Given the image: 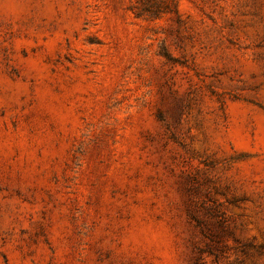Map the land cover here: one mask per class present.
<instances>
[{
	"label": "rangeland",
	"instance_id": "rangeland-1",
	"mask_svg": "<svg viewBox=\"0 0 264 264\" xmlns=\"http://www.w3.org/2000/svg\"><path fill=\"white\" fill-rule=\"evenodd\" d=\"M0 264H264V0H0Z\"/></svg>",
	"mask_w": 264,
	"mask_h": 264
}]
</instances>
